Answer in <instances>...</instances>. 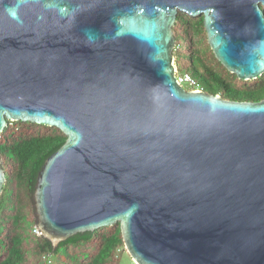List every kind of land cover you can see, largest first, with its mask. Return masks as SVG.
Segmentation results:
<instances>
[{
	"label": "water",
	"instance_id": "water-1",
	"mask_svg": "<svg viewBox=\"0 0 264 264\" xmlns=\"http://www.w3.org/2000/svg\"><path fill=\"white\" fill-rule=\"evenodd\" d=\"M264 0H0V134L56 127L35 201L55 248L120 223L136 264H264V100L188 91L179 13L222 65L264 75ZM0 159V195L6 183Z\"/></svg>",
	"mask_w": 264,
	"mask_h": 264
},
{
	"label": "trees",
	"instance_id": "trees-1",
	"mask_svg": "<svg viewBox=\"0 0 264 264\" xmlns=\"http://www.w3.org/2000/svg\"><path fill=\"white\" fill-rule=\"evenodd\" d=\"M174 33L178 74H189L200 90L228 101L264 100V75L241 80L216 58L204 16L179 13ZM66 140L56 127L21 121H9L0 134V159L7 179L0 195V264H122L128 254L118 252L125 246L120 223L77 234L57 248L34 232L39 226L35 201L39 173Z\"/></svg>",
	"mask_w": 264,
	"mask_h": 264
},
{
	"label": "built area",
	"instance_id": "built-area-1",
	"mask_svg": "<svg viewBox=\"0 0 264 264\" xmlns=\"http://www.w3.org/2000/svg\"><path fill=\"white\" fill-rule=\"evenodd\" d=\"M177 75V78H178V82L181 86H185L187 85L188 87L190 88H195L197 91H202L198 88V85L196 84V82L194 81V79L189 75V74H176ZM34 232L36 234H40V231L39 229H35ZM118 252L121 254V253H124L125 252V247H122L118 250Z\"/></svg>",
	"mask_w": 264,
	"mask_h": 264
},
{
	"label": "rangeland",
	"instance_id": "rangeland-1",
	"mask_svg": "<svg viewBox=\"0 0 264 264\" xmlns=\"http://www.w3.org/2000/svg\"><path fill=\"white\" fill-rule=\"evenodd\" d=\"M177 73H178V72H177ZM184 88H185L186 90H190V88H189L187 85H185ZM122 264H136V263L132 260V258L130 257L129 254H126V255L123 257V259H122Z\"/></svg>",
	"mask_w": 264,
	"mask_h": 264
},
{
	"label": "clouds",
	"instance_id": "clouds-1",
	"mask_svg": "<svg viewBox=\"0 0 264 264\" xmlns=\"http://www.w3.org/2000/svg\"><path fill=\"white\" fill-rule=\"evenodd\" d=\"M182 87H184V86H182ZM188 91H191V90H188ZM192 91H197V90H192ZM40 235V234H39ZM125 247V246H124ZM125 250H126V247H125ZM127 251V250H126ZM128 253V252H127Z\"/></svg>",
	"mask_w": 264,
	"mask_h": 264
}]
</instances>
